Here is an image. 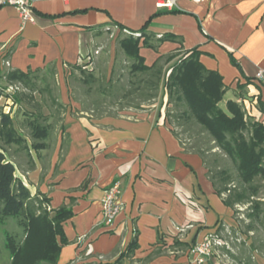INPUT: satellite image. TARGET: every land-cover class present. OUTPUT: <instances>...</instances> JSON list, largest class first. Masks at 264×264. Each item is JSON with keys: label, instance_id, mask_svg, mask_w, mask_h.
Listing matches in <instances>:
<instances>
[{"label": "crops", "instance_id": "crops-1", "mask_svg": "<svg viewBox=\"0 0 264 264\" xmlns=\"http://www.w3.org/2000/svg\"><path fill=\"white\" fill-rule=\"evenodd\" d=\"M157 1L34 0L31 21H23L11 5L0 7V84H10L5 73L11 69L54 70L57 99L66 106L53 121L43 113L42 122L50 124L43 148L32 147L30 133L22 134L24 153L0 141L31 195H45L47 209L65 205L73 212L63 222L69 242L57 264H198L189 254L191 244L217 228H238L232 208L214 190L208 166L184 149L162 109L106 112L84 106L72 89L81 75L71 65L82 62L100 83L120 85L130 63L118 48V38L126 34L121 24L144 29L152 43L173 36L156 50L139 48L146 65L177 53L162 76L181 55L199 50L204 67L222 76L224 101L233 99L263 120L257 102H264V84L252 77L257 67L264 68V0H175L172 8L157 7ZM119 55L128 65H117ZM159 95L162 102V89ZM40 100L39 94L29 103ZM114 181L123 207L107 225L100 199ZM133 238L136 247L119 257ZM202 264L221 263L213 255ZM255 264H264V257H255Z\"/></svg>", "mask_w": 264, "mask_h": 264}, {"label": "trees", "instance_id": "trees-1", "mask_svg": "<svg viewBox=\"0 0 264 264\" xmlns=\"http://www.w3.org/2000/svg\"><path fill=\"white\" fill-rule=\"evenodd\" d=\"M118 25L126 32L124 36L118 38L117 43L118 48L130 60L129 71L133 74H144V77L139 79V84L128 89L122 96L126 97V94L139 91V94H144L142 95L145 99L156 97L163 66L177 53L161 55L152 65H146L144 57L139 53V48L145 46L156 50L160 42L170 40L173 36L167 33L156 38L152 43L144 29L136 31L127 29L121 24ZM141 37H143L142 41H140ZM199 55L200 51L197 49H192L188 54L181 55L171 65L164 80V88L167 96L174 97L177 104L186 105V110L183 113H186L187 117L193 119L208 134L209 141L213 144L212 147L219 148L232 160L242 184L241 189L229 187L226 172L218 169L213 171L209 167L204 153L195 149L194 145H189V142L183 140L172 127L173 134L179 139L185 150L194 151L202 157L203 162L208 166L209 179L215 192L222 197L227 206L232 208L235 218V205L245 203H251L249 205L251 211L247 213L249 217H258L261 212L264 216L262 202L258 199H251L259 191L258 185L254 183L255 178L264 177V123L261 119L247 115L242 104L233 99L225 101V108L219 105L227 87L217 71L204 67L199 60ZM231 62L238 65L232 57ZM71 68L79 71L81 75L79 81L86 86V90L92 88L97 81L94 73L82 68L81 65H71ZM5 79L8 83L19 84L26 90H15L8 94L15 102L23 100L29 103L34 100L33 92L40 94V102L36 101L35 105H32L38 112L30 122V137L31 145L35 150L43 148L45 145L43 139L48 135L50 124L39 120L40 118L47 119L40 113L42 104L51 114H59L66 109V106L54 94L56 88L54 70L35 73L11 69L5 73ZM129 83L134 84V81H129ZM111 84L107 86L110 88ZM44 92L48 95L47 97L44 96ZM98 104L93 101L91 105L94 109L99 107ZM257 108L264 114V102L258 101ZM0 141L3 144L14 143L21 145L22 148L27 147L25 138L14 127L10 113L2 112L1 108ZM4 152L5 150L0 147V222H3L7 217L19 218V223L24 229V236L20 241L13 234L4 232L5 248L10 254V264H57L62 246L69 242L64 233L63 222L70 218L73 212L65 205L54 210L47 209L45 204L48 202V198L41 193L30 194L28 187L15 175V165L6 160ZM219 174L221 177L218 178ZM236 220L238 221L237 218ZM219 230L220 228L216 229L217 232ZM231 230L238 231L235 227ZM250 230L251 225L248 226V231ZM174 243L185 245L178 240H175ZM135 247L136 239L133 238L126 251L119 257L132 252ZM228 249L224 250L229 253ZM250 249L254 250L256 247L251 243Z\"/></svg>", "mask_w": 264, "mask_h": 264}, {"label": "rangeland", "instance_id": "rangeland-1", "mask_svg": "<svg viewBox=\"0 0 264 264\" xmlns=\"http://www.w3.org/2000/svg\"><path fill=\"white\" fill-rule=\"evenodd\" d=\"M118 50V54H119ZM118 66L126 64L124 59L119 55L118 57ZM171 64V63H170ZM83 67L84 62L80 64ZM128 65V62L127 64ZM121 72V78H119L120 85L115 84L109 88L107 84L101 83L99 80L95 82L92 88L86 90V86L83 83H76L74 80L71 82L72 89H75L76 96L82 98L84 106L92 107V102L96 101L98 108L106 112H114L119 108H135V109H155L160 108L164 111L167 121L172 123V127L179 133V136L185 140L189 145H194L195 149L201 150L207 160V163L210 168L215 171L224 170L228 175L227 184L233 189H241L242 184L239 180L237 169L232 160L226 156L219 148L212 147V142L209 141V136L202 128L191 118L187 117L186 113H183L186 110L185 104H177L174 97H169L166 94V89L164 88V80L167 76L168 71H164L163 76L160 79L159 88L155 98L145 99L144 94H139L140 92H134L126 94L127 96H122L128 89L133 88L135 85L139 84V79L144 77L143 73H131L125 67ZM78 73V71H77ZM95 73V72H94ZM121 79V80H120ZM129 81H134V84L129 83ZM122 84V85H121ZM100 85V86H99ZM0 88L6 90L8 88L7 84H0ZM161 89L164 93V100L159 101V93ZM24 90V89H23ZM15 91V90H13ZM26 91V90H24ZM149 92V91H148ZM151 92V91H150ZM7 95L6 93H4ZM55 96H57V89L54 90ZM227 95H224L223 99L219 102V105L222 108H225L224 98ZM34 99L39 97L38 92H33ZM12 99V97L10 96ZM58 98V97H57ZM3 99L0 101V108L2 112L8 110L10 107V115L13 120L14 127L22 135L25 134L29 136L30 127L27 124L29 118H34L37 114V110L31 106V103L27 104L22 103L21 101L15 102L12 99V104H2ZM165 101V102H164ZM4 106V107H3ZM7 106V108H6ZM44 106V107H43ZM41 115H47L48 121H53V114H49V110L44 104L40 111ZM44 113V114H43ZM247 115H249L247 113ZM255 117L256 119H261V116L258 115H249ZM42 122V119H39ZM264 123V120H262ZM190 138V140H188ZM10 148L18 149L20 152L24 153L21 145L9 144ZM5 150V149H4ZM10 150L6 149L5 153L8 156H11ZM19 166L15 165V169ZM17 173V170H16ZM218 178L221 175H217ZM28 184V182L26 181ZM259 187L258 194L251 199H258L262 202L261 207L264 208V177H256L255 182ZM251 203H245L240 205H235L236 218L238 219L240 227L237 228L238 231H232L229 229L228 232H223V237L227 241V246L224 248H215L213 255L220 260L221 264H255V257L262 256L264 257V216L263 212L259 214L258 217H249L247 215L248 211H251ZM44 205V204H43ZM251 225V230L248 231V226ZM7 231L13 234L18 241L22 240L24 236L23 226L19 223V218L7 217L4 218L3 222H0V264H10V254L9 251L5 248V235L4 232ZM254 245L256 249L251 250L250 245ZM229 248V253L224 249Z\"/></svg>", "mask_w": 264, "mask_h": 264}, {"label": "built area", "instance_id": "built-area-1", "mask_svg": "<svg viewBox=\"0 0 264 264\" xmlns=\"http://www.w3.org/2000/svg\"><path fill=\"white\" fill-rule=\"evenodd\" d=\"M200 1V0H193ZM33 3L34 0H0V7L5 5H11L15 7L20 15V18L23 21H31L33 20ZM176 4L175 0H158L156 5L157 7H165L172 8ZM95 53L98 50H94ZM7 61H4L6 63ZM82 62V61H81ZM252 79L257 82L264 84V68L257 67ZM23 89L19 84H8V88L6 90L0 88V101L3 99L2 104H12V99L8 95L9 93L14 92L13 90ZM6 93L7 95H5ZM4 107V106H3ZM7 108V106H6ZM246 112L249 113V108L246 107ZM6 113H10V107L8 106V110ZM119 182L114 181L103 193L100 202H101V219L103 223L109 225L113 222L115 217L121 211L123 207V202L119 200ZM226 231V229L224 230ZM223 232L220 230L213 231L203 237L200 241H197L190 245L189 254L192 256V259L198 263H205L210 257L213 256L215 252V248L228 247L227 241L224 239Z\"/></svg>", "mask_w": 264, "mask_h": 264}]
</instances>
